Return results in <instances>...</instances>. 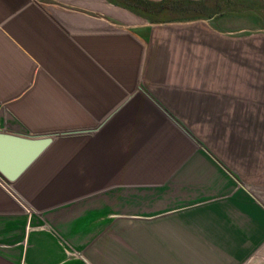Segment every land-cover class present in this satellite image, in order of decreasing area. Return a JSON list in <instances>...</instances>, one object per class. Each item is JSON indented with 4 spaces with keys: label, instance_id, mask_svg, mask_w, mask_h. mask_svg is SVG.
Wrapping results in <instances>:
<instances>
[{
    "label": "crops",
    "instance_id": "crops-1",
    "mask_svg": "<svg viewBox=\"0 0 264 264\" xmlns=\"http://www.w3.org/2000/svg\"><path fill=\"white\" fill-rule=\"evenodd\" d=\"M189 1L0 0L1 130L55 135L0 178V264H264L263 159L235 123L236 35L264 11Z\"/></svg>",
    "mask_w": 264,
    "mask_h": 264
},
{
    "label": "rangeland",
    "instance_id": "rangeland-1",
    "mask_svg": "<svg viewBox=\"0 0 264 264\" xmlns=\"http://www.w3.org/2000/svg\"><path fill=\"white\" fill-rule=\"evenodd\" d=\"M236 1L241 5L249 3V0ZM252 2L264 6L263 0ZM259 28L252 24L251 35L245 39L243 34L236 35V131L251 133L250 143L258 150L253 153V159H263L251 179H264V28Z\"/></svg>",
    "mask_w": 264,
    "mask_h": 264
},
{
    "label": "water",
    "instance_id": "water-1",
    "mask_svg": "<svg viewBox=\"0 0 264 264\" xmlns=\"http://www.w3.org/2000/svg\"><path fill=\"white\" fill-rule=\"evenodd\" d=\"M55 135H21L0 131V178L19 179L53 142Z\"/></svg>",
    "mask_w": 264,
    "mask_h": 264
},
{
    "label": "trees",
    "instance_id": "trees-1",
    "mask_svg": "<svg viewBox=\"0 0 264 264\" xmlns=\"http://www.w3.org/2000/svg\"><path fill=\"white\" fill-rule=\"evenodd\" d=\"M124 5L139 15H154L156 19L170 18V19H183L184 15L191 16L197 7L195 3L189 0H164L161 2H152L149 0H123ZM252 3L251 10L259 11L257 4L253 3L254 0H249ZM186 3V5H184ZM264 7L263 5H261Z\"/></svg>",
    "mask_w": 264,
    "mask_h": 264
},
{
    "label": "built area",
    "instance_id": "built-area-1",
    "mask_svg": "<svg viewBox=\"0 0 264 264\" xmlns=\"http://www.w3.org/2000/svg\"><path fill=\"white\" fill-rule=\"evenodd\" d=\"M1 129H2V125H1V122H0V131H2Z\"/></svg>",
    "mask_w": 264,
    "mask_h": 264
}]
</instances>
